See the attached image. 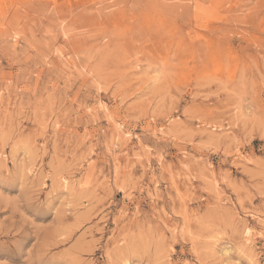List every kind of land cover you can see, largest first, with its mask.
Wrapping results in <instances>:
<instances>
[{
    "label": "rangeland",
    "instance_id": "1",
    "mask_svg": "<svg viewBox=\"0 0 264 264\" xmlns=\"http://www.w3.org/2000/svg\"><path fill=\"white\" fill-rule=\"evenodd\" d=\"M0 264H264V0H0Z\"/></svg>",
    "mask_w": 264,
    "mask_h": 264
},
{
    "label": "bare ground",
    "instance_id": "2",
    "mask_svg": "<svg viewBox=\"0 0 264 264\" xmlns=\"http://www.w3.org/2000/svg\"><path fill=\"white\" fill-rule=\"evenodd\" d=\"M247 234H248V232H247ZM247 240H248V241H250L251 239H250V238H248Z\"/></svg>",
    "mask_w": 264,
    "mask_h": 264
}]
</instances>
